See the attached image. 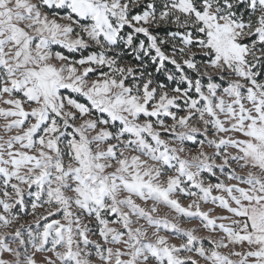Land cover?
Masks as SVG:
<instances>
[{
	"label": "snow or ice",
	"instance_id": "1",
	"mask_svg": "<svg viewBox=\"0 0 264 264\" xmlns=\"http://www.w3.org/2000/svg\"><path fill=\"white\" fill-rule=\"evenodd\" d=\"M0 264H264V0H0Z\"/></svg>",
	"mask_w": 264,
	"mask_h": 264
},
{
	"label": "rangeland",
	"instance_id": "2",
	"mask_svg": "<svg viewBox=\"0 0 264 264\" xmlns=\"http://www.w3.org/2000/svg\"><path fill=\"white\" fill-rule=\"evenodd\" d=\"M208 207H211V205H208V206H206V208H208ZM162 211H167L166 209H164V210H162ZM213 215H216V214H223V215H227V213L226 212H224L222 209H219V208H217L216 210H215V212H213L212 213ZM32 220V217L31 216H26V217H24L20 222L21 223H23V224H26V223H28V222H30ZM195 224H197V221H192L191 223H184V224H182L181 226L182 227H192L193 225H195ZM201 234H203V231L201 232ZM177 243H179V241H176ZM37 260L39 261V260H41V256L38 254L37 255Z\"/></svg>",
	"mask_w": 264,
	"mask_h": 264
}]
</instances>
